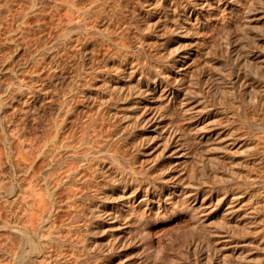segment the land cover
Masks as SVG:
<instances>
[{
	"label": "bare ground",
	"instance_id": "1",
	"mask_svg": "<svg viewBox=\"0 0 264 264\" xmlns=\"http://www.w3.org/2000/svg\"><path fill=\"white\" fill-rule=\"evenodd\" d=\"M52 1L50 2L51 6L53 4ZM82 1H84V0H82ZM131 1L132 0H92V1L88 0V1H84V2H81V1L79 2V0H56V1H53L55 3V5H53L52 7L50 6L49 8L55 7L54 9H57V7H58L60 9H62V8L66 9L65 11L67 12V15L65 14L66 12L65 13L63 11L62 12L67 16L66 17L64 15V18H67V19H65V21L61 20L62 23H60V26L57 23V25L59 26L60 29L59 30L57 28L56 29L58 30V32L59 31L60 32H59V34L56 35V37H54L51 40V42L48 44L49 46L44 47V49H41V47H43V46L39 47L41 50H38L37 48L36 49L32 48V50L33 49H35V50L34 51L30 50L31 53H28V54L30 55L32 62L37 61L36 64H38L40 62L38 60H41V57H43L42 60H44V61L47 60V63H48L47 66L49 65L48 66V67H50L49 70L52 72L51 76L50 77L48 76V77L50 78V83L52 82L54 87L57 86V84H56L57 82L55 80L57 77L59 78V75L61 73H63L66 69L72 70V72H71V70H68L71 72L70 76H72V78L70 77V80H68V83L70 86L71 85L72 86L69 89L67 88V86L65 89L61 88L62 90H65L64 91L65 93L63 94L61 99L57 98V99H59L60 102L57 99L55 100V98H51V97H54L55 94L58 95L59 90L57 92L55 91L56 92L55 93L52 89L51 93H50L49 89H51V88H49V87H48L49 89L47 88L49 91L45 90L46 86L44 85L43 82H42V84L45 87L42 85V88L39 89L40 91H38L37 89L36 90L34 89V88L38 87V86L37 87L34 86V85H36V84H34V82L36 81L35 79L38 78L40 80V78H39L40 76L36 77L35 79L32 78V80H34V82L31 85H33L34 87H30L31 85H29V87H28L27 83H25L24 80L19 78V75H17V72L19 73V71L16 72V70H14V69L9 70L10 68L8 67V65H7L8 68L5 67L6 70H4V71L6 72V74H8L11 77L12 80L6 84L5 80L3 79L5 82L6 88H5V85H3L4 87H2L0 85L2 88H5V91L3 90L2 94L3 95L5 94L6 96H8L12 90H13L12 92L15 91L16 93H15V95L13 93L14 97H13V95H11L12 92L10 93V95L8 97H5L4 99L6 102L3 101L4 99H0V113L1 112L5 113V111H7V109L10 107H11V110H13L15 107H13L12 105H16L15 100H17L18 98L21 99V97H23L24 95H27L28 93H29L28 95H30L32 93L33 89L36 92L38 91V94L40 93L39 96L42 95V92H43V94L45 92L50 93L49 96H51V97H48V98L49 99L51 98L52 100L54 99L53 101H55V103L59 102V104H57L58 107L56 105H52L53 107L56 106L58 108V110H57L56 108L52 107L53 110L54 109L57 110V112L53 111V113L56 114V118L55 119L53 118L55 121H54V124L52 125L49 132H48V129L50 128L51 125L48 126V128H47V132L49 133V135L46 136L47 138H43L41 136L43 139H46L45 142L43 141L42 144L40 143V141H41L40 139H39V141H37L38 140L37 137H36L37 140L35 139L34 142L33 141L30 142V140H28V136L25 135L26 134L25 132L27 130L23 131L25 134H23V132L21 130V129H23V127H22V126H24L23 124H26V123H23L21 128H20L19 123L22 122V121H20L21 117L19 116L20 118L19 117L17 118V119H20V120H18L20 122L17 121L18 122L17 126L20 128V131H21L20 133L23 134V136H22V134L17 132L22 136V137L20 136L21 140H23L22 138H24L23 141H25L26 143L29 141L27 143V146H29V148H30V145H28V144L31 143L33 146V145L37 144V143H35L36 141L39 142L41 145L38 143L37 144L38 146L36 145L37 147L31 146L33 149L35 148L34 150L29 149L28 147H27L28 150L25 148L26 151L30 150L32 152H35V154L33 153L35 156H32V154H31L32 152H30L28 154L25 151V149H23L24 152H21L22 155H23V153H25V155L27 153V155H31L33 158L35 157L33 160V159H31V156L29 157L27 155L26 156L23 155V156H25V158L27 157L25 160H27L28 157L31 160V163L28 162L29 159L26 161V163L28 162V164L23 163L22 159H21V163L23 164L22 167L24 166L22 168L23 175L26 174L28 177L30 175V174L28 175V173L31 171L30 173H32V174L29 176L31 178L28 177L29 180H27L26 175L21 176V177L26 178V179L23 178L22 179L23 181L21 180V178H19L20 180H18V182L19 181L23 182V185H22V183L19 182L20 184L19 183L18 184H19L20 188H18V189L20 191L18 193L17 192L14 193V191H13V194L15 195L17 193V196L15 195L14 196L15 199L13 198V200H11V199L7 200V198H6L5 202H3L6 204V206H5V204H4V206L8 210L7 214H6V212H4L5 211V209L3 208L4 206H1L3 208V209L1 208L3 210V211L2 210L1 211L4 212L7 217H5V216L3 217L2 213L0 215L3 217V218H1V221H0V230H3L5 233H7V235L11 234L13 237L15 236V239H16V237L18 240H19V237L24 238V240L26 239L27 243L30 244L29 253H39L40 254L39 257L41 256L43 259L40 257V260H38L32 254L31 255L33 257L32 259L35 258L36 262L32 261V259L29 260L25 256L27 251H23L22 253H19L20 252V251H18L19 249L18 250L16 249L18 252L16 251L15 253H12L11 250L13 248H12V246H11V248L8 247L11 245V243L8 244L6 242L8 236H6V234L4 233L6 238L2 236L5 239L2 238V241H0V243L3 242V245L1 244V246H0V248L2 247V249H0V251H1L0 255H2L3 258H6V259L8 258V259L4 260L3 258H1L2 262H4V261L6 262L10 258L11 261L9 260L7 262L8 264H10L9 262H11V264H25L27 262L31 263V264H35V263L36 264L37 263L38 264H59L64 259L66 261L67 252L64 253V254H66L64 258H62L63 255H59L58 253L63 254V252L66 250L68 251V254H69V257L67 256L68 258H70V253H72V255L76 256V258L79 257V255H85V258H86V256L88 255L87 256L88 258H86V259L83 256H80L82 258H79V261H81V259H83V258L85 260H87L90 257L93 258V254H94V252H96L94 250L96 248H97V250L101 249L102 252H103V250H105L103 248L106 245L99 248L100 243H102V241L100 240V238H102V237H99V236L104 235V237H105L104 239L107 238V240H108V241L106 240L108 245L109 244L111 245V242L114 243L115 241L119 240V238H121V240H123L126 235L123 233L125 235L123 237V236H121L122 234L121 235L118 234V231H121L119 227L124 228V225L126 227V230L128 232H130V233H128L129 235H131V233L137 229L138 230L137 233H140V235H142V236H140L138 234L139 235V237H138L137 235H135L136 233L134 232V233H132L131 237L133 238V235H135V236H137V239H139V238L145 236L146 240H145V238H143L142 240H145L146 242L148 241V244L150 243L151 249H153V251H154L155 248L153 247L154 246L153 244H155V243L153 240H154V237L156 236V233H154L155 236L153 237L152 233H151L153 230L152 229L150 230V226H151V224H153L154 221H151V219H153V218H150V217H152V216L157 217V214H159V212L166 211V210H168V208H172L177 203L183 202V200L181 201V199H186L187 203L189 201V203L192 204V208H191V206H189V203L187 206L186 201H185L186 205H184L185 206L184 209H186L187 207H190V208L186 209L189 213L190 221H192V224L191 223L190 224L192 226L194 225L193 226L194 228H196L195 226H197L201 223L202 224L205 223L204 226L206 225V222L201 221L203 217H199L200 219H198V216H200L199 208L204 207V201L196 209L193 208L194 203H192V202H195L196 200H198V197L202 193V189L200 187H197V185H195V184H197V182L195 184L193 183V181L186 183L185 178H184V177H186L185 175L187 174L186 171H188V170L190 171V168H188V169H186V168L189 167L187 165L191 159V158H189L191 154L188 151L183 150V147L185 145L184 143H186L184 141H186L187 139L189 140V137L187 139H186V137L191 136V134L189 133L190 135H187V136L184 134L186 137L183 135L182 138L181 137L178 138L180 135H182L181 133H185L187 130H185V132H183L184 131L183 129H182L183 131L179 130L180 132L178 135L177 133H178L179 128H177L175 130V126L177 125L176 123L178 122V120H177L178 118L177 117H176V119L173 118L176 114H178L181 116V117H179V118H181V120L183 117L185 119L184 121L188 122V120H189L188 123H190V122L192 123L193 126H190V127H194V128L193 129L189 128V129L191 131L196 130V132L193 131L194 132L193 135H195V138H197L198 141L195 140V138H194L195 141H192V139H190V140L192 141V143L194 142L193 144H195V146H196L197 142H198V144H199V142L200 143L202 142L201 145L203 143H206L203 146L207 145V143L209 144L210 143L209 140H211V142H212V139H210L213 136V135L211 136V134H212L210 131L211 128H210V126H209V128H207V126L209 124L211 125V123H212L211 122L212 119L210 121H208V120L210 119V116L213 113L211 112L210 109H208V105L207 106L204 105V109H202V110H201V108L198 111L195 109L194 112L195 113L198 112L196 114L193 112V110H191L193 104H194L193 106H195V108H197L196 106H198V105L204 104V103H202V102H204V100L202 101V99H204L205 96H202V94H203L202 91L201 92L200 91H194V89L196 87V84L193 83L195 81V78H192V79H194V81H191L190 78L192 75H190V76L188 75L189 78H186L185 74L187 72L185 74L183 73L184 71H186V69H185L186 65H188V63H190V61L194 63V61H196L198 59L197 56L201 52L203 54V51L199 52V54H197V52H196L197 55L195 57H193L192 56L193 50L190 49V50H188V52L186 51V53L182 54V53H180V51H178L174 47V49L176 51H178L180 54L177 56V58H174L173 61L169 60L170 62H172L169 65L170 62L167 61L166 56L168 58L170 56L169 55L170 53H168L169 52L168 50H170L172 52L173 49L171 50V48H170L167 50V47L164 46V48L161 49L158 47V49H155V51H154V48H155L154 45L157 43L156 42L154 43V41H153L152 43H154V45H151L152 43L150 41L151 40L150 37L154 35L153 33L155 31V28H157L155 25L157 23L159 24L160 22H158V21H160L161 19H163L164 21H166V20L170 21L169 23L171 26L170 25L168 26L170 28V31H173V32L175 31V33L177 32V34H178V31H182V36H181V34H179V36H178L179 38L177 37L180 40L185 38L184 36L186 33H187V35L189 34L188 33L189 26H191V29H192V26H194V25H197V26L203 25V27H204L206 24H208L210 22L209 21V19L211 17L210 13H207V11H205V9H206L205 7L207 4H210L209 3L210 0H144L145 3L143 5H145V7H146L145 10H143L144 12L137 13V11L138 10L140 11L142 8L138 9L136 7L137 11L135 8L134 9L137 13L136 16L138 15V19H140L141 17L146 18L147 22H146V25L144 27H146V26L147 27L146 28L143 27L144 22H142V21L141 22L143 23L142 24L143 28L141 27V25H139L140 22L138 23V21L142 20V18L140 20L134 19L136 21V24H135V22L133 23V19L129 18L130 20H132V23H128L129 27H127L126 22H129L130 20L124 19V20H127V21H125L126 24L123 23L126 27L122 26L124 28L123 29L124 31L121 29L122 30V33H121L120 30L117 29V27H119L118 26L119 23L121 25L122 24L121 22H124V20H122L123 17H121V16H123L124 10L127 8V10L130 12V10L132 9V8L130 9L128 7H129V5L130 6L133 5V1H135V0L132 1V4H129ZM137 1H139V0H137ZM137 1H136V3H138ZM223 1H225V0H216L215 2L212 3V5H216V8H217L221 3H224ZM41 2H42V0H41ZM229 2L230 1H228V3ZM38 3H40V1ZM44 3H46V2H44ZM228 3H227V5H228ZM138 4H140V3H138ZM138 4H134L133 7L135 5L138 6ZM230 4H231V2H230ZM35 5H37V2ZM35 5H34V8H36V11H37L38 9H37V7H35ZM139 6H141V5H139ZM234 6L232 7V9L230 8L232 11L235 10ZM208 7H210V6H208ZM212 7H210V8H212ZM32 9H33V6H32ZM60 9H58V11H60ZM245 9L246 8H244V10ZM251 9H253V8H251ZM33 10L35 12V13L33 12V14H36L38 12V11L36 12L35 9H33ZM41 10H42V8H41ZM208 10H210V9L208 8ZM224 10H225V8H224ZM231 10L229 12H232ZM43 11H41V12H43ZM132 11L133 10H131V12ZM246 11H243V14ZM129 12H128V14H130L132 16L135 13L134 12L132 14ZM124 13L127 14L126 12H124ZM233 13H235V12H233ZM248 14H249V12H248ZM160 15H161V17H159L158 20L155 19V22H154L155 28H154V26L152 27L151 24L153 22L151 23L150 19L153 17L157 18ZM229 15H227V16L229 17ZM233 15H230V16H233ZM22 16L23 15L21 14V18H22ZM24 16H25V14H24ZM124 16L126 17V15H124ZM134 17H135V14H134ZM134 17H132V18H134ZM21 18H18V21L25 22L24 19L21 20ZM64 18H62V19L64 20ZM120 18H121V22H119ZM229 19H231V17ZM163 20H161V21H163ZM168 21H166L165 23H167ZM163 23L164 22H162L161 24L166 26V24L165 23L163 24ZM188 23H190V25ZM230 23H232V22L230 21ZM161 24H160V26H161ZM191 24H193V25H191ZM232 24H234V22ZM232 24H230V25H232ZM134 25H136V26H134ZM235 25L230 26L231 29H233L232 27H235ZM227 28H229V26L226 27V29ZM116 29H117V31H116ZM23 31H25V30L23 29ZM115 31H116V33L120 32L121 34L115 35ZM160 31H161V29H160ZM19 32H20V30H19ZM156 32L157 31H155V34L157 36ZM151 34H153V35H151ZM183 34H184V36H183ZM191 34H192V31H191ZM19 35H22V34H19ZM18 36H16V37L14 36V37L17 38ZM158 36H159V34H158ZM172 36H173V34H172ZM19 37H21V36H19ZM7 38H9V37H7ZM10 39H12V38L10 37ZM17 39H19V38H17ZM20 40H21V38H20ZM167 41L168 40H166V42ZM18 43H20V42H18ZM165 43H163V44L166 45L168 42L166 44ZM179 43H178V46L180 47L179 50H182L181 46L183 48L184 45H181L182 43L181 44H179ZM178 46H176V47H178ZM99 47L102 48L100 50V52L102 51V53H104L103 50L105 51L106 49L109 52H105V55L100 53L101 55L99 56V54H98L99 49H100ZM152 47H154V48H152ZM96 48H98V52H97ZM103 48H106V49H103ZM159 49H161V50H159ZM156 50H157V53H156ZM197 50H199V49L196 48V51ZM23 51H25V50H23ZM176 51H173V52L175 53ZM106 53H108V54H106ZM208 53H209V51L207 52V54ZM204 54H206V53L204 52ZM44 56L47 58L46 60H45ZM101 56H105V57L101 58ZM208 56H209V54H208ZM19 57H21V55ZM99 57L101 59H99ZM203 57H204V55H203ZM13 58H15V57H13ZM19 60H20V58H19ZM200 60H203V59L200 58L199 62H201ZM14 62H12V63H14ZM29 62L31 63L30 60H29ZM167 62H169V63H167ZM199 62H198V64L195 63V65L196 64L198 65V66L196 65L197 67L200 66ZM26 63H28V62H26ZM44 63H46V62H44ZM8 64H10V62ZM41 64H42V62H41ZM11 65L13 67H15L13 64H11ZM191 65H193V64H191ZM32 66H34V65H32ZM37 66H36V68H37ZM196 66L194 68L195 71L196 70L200 71V69H199L200 67L198 69H196L197 68ZM2 67H3V64H2ZM186 68H188V66ZM261 68H262V66H261ZM38 69H40V68H37V70ZM191 69H192V71H189L190 73H188V74H194L193 73L194 69L193 68H191ZM47 70H48V68H47ZM50 71H48V73ZM20 72H22V71H20ZM38 74H40V72ZM64 74H65V76L67 75L66 71L64 72ZM64 74L63 75L61 74V78H63ZM36 75H37V73H36ZM46 75H47V73L45 74V77H46ZM48 75H50V73ZM195 75L193 77H195ZM138 76H139V78H137L136 82L133 83L134 85L132 84L129 86H125V85L129 84V83L127 84L126 82H124L125 79H128V78H130V79L135 78L136 79V77H138ZM43 79L45 80V78H43ZM187 79L190 80V84H192V86H194V89L189 87L191 85H188L189 81ZM238 80H240V79H238ZM255 80H256V78H255ZM6 81H8V80H6ZM53 81H55L56 83L55 82L53 83ZM69 81H71V83ZM48 82H47V84H48ZM128 82H130V80ZM35 83H37V82H35ZM74 84L76 85V88H74L75 87ZM221 84H223V83H221ZM232 84H234V83H232ZM49 85H51V84H49ZM213 85L215 87V84H213ZM219 86H220V84H219ZM234 86H235V84H234ZM1 87H0V89H1ZM214 87H212L210 89L213 90ZM55 89H56V87H55ZM207 89H208V87H207ZM90 90L95 91V93L92 95V97H90L93 99L92 100L93 102L92 103L90 102V104L87 102L88 105L85 106L83 104L85 103L87 94ZM199 90H201V89H199ZM34 91H33V93H34ZM214 91H212V92L216 93L217 89ZM0 92H2V91H0ZM207 92H209V91H207ZM245 92H247V91H245ZM214 93H213V96H214ZM45 94L43 96H44V98H47L48 95L45 97ZM31 95H33L32 96L33 99L30 97L32 101H30V99L26 100L25 97L29 98V96H25L24 97L25 99H22L25 101L22 102L23 104L21 103L23 106L22 107L20 106L21 109H19L16 112L20 111L22 113H25V112H31V109H33L32 111H35L37 109V105H35V104H34L35 106L33 105L34 99L37 100V96L34 97L35 96L34 94H31ZM59 95H62V94L59 93ZM204 95H206V94H204ZM11 96L13 97V99ZM39 96H38V98H39ZM76 96L79 97V100L77 99L78 97L76 98ZM197 96L201 97V98H198L199 100L201 99V101H198V103H197V98H196ZM9 97L15 102L14 103H13V101H12V103L7 102ZM6 98H8V99L6 100ZM213 98H212V100H213ZM40 99H41V97H40ZM40 99H38L39 102H41ZM49 99L48 100L45 99V100H47L46 102L49 103ZM158 99H159V101H157ZM38 100H37V102H38ZM75 100L78 101V102L76 101L77 105L75 102V105L77 107L79 105H82L85 109L82 110L83 116L76 118L77 120H74L75 121L74 125H73V123H71L73 127L71 126L72 129L69 127L70 128V130H69L70 132H69L67 130L69 128L66 129L67 126L66 127L64 126V125H67L66 122L69 123V121H66V122H64L66 124H63V120H64L63 118L64 117L66 118L68 115H69L68 117H70L72 115V113H75L74 110L76 109V107L74 106L75 108H72V106L69 104V101L74 103ZM130 100H131V103L129 102ZM21 101H19V103ZM194 101L198 105H195L196 103H193ZM212 102H214V101H212ZM34 103H36V102H34ZM126 103H130V105L128 104L129 108H127L128 107L127 105H126L127 109L125 108V111L130 109V111L128 110L129 112L128 111L124 112V110H123L124 109L123 105ZM39 104H41V103H39ZM50 105H51V102H50ZM72 105H74V104H72ZM142 105H145V106H142ZM229 105L232 106L231 104H229ZM229 105L227 107H229ZM33 106H34V108L36 107V109L32 108ZM70 106H71V108H70ZM140 107H143L142 113H145L144 112L145 109L151 110V112H149V114L147 115V117H149V119L146 118V120L149 122V124H150V122L151 123H158L155 125L156 128L157 129L158 128L164 129L163 130V136L162 135L160 136V137H163V139L165 138L164 141H166L167 143L164 142V144H167V145L170 144L171 146H172V144H176V145H173L174 148L172 149L171 155H174V156L177 155L178 156V154L179 155L181 154L180 156H178L179 159L177 161L175 159H174L175 161L172 160L174 162H171V160L170 161L166 160V162L164 161V163L161 164L164 159L162 161H160L159 159H162L161 157H164V156H161L162 154H160V156L157 155V158L158 157H160V158L157 160H154L155 163L152 161V163H154V164H152L151 161L150 162L148 161L149 159L152 160V158H149L147 160V162L150 164L149 165L145 164V166H144L145 161H142L143 164L140 163V161L143 160L144 158L140 159V157L144 156V154L146 152L145 151V152H143L144 154L138 155V156H140L139 158L137 157V159H140V161L138 160L139 164H141L143 167L142 166L137 167L138 165H137L136 158L130 157L131 155L136 156V154L134 155V153L137 150V148H135L136 150H134L133 147L135 145L133 144V142L136 144V142H137L136 140L139 138V136L142 135L140 132V128H141L140 126H142L140 124V122H142L143 119L145 121L144 117H143V119H140V121L136 119L137 122L139 121V125H140L139 126L138 124H135L136 123L135 118H132V117H134L133 114L134 113L136 114L137 113L136 110H138ZM38 108H39V105H38ZM180 108H182V110H180ZM216 108H217V106L215 107V109ZM16 109H18V107ZM16 109H14V110H16ZM177 109L180 111H178ZM227 109H229V108H226V110ZM11 110H10V112H12ZM139 110L142 111V108ZM147 110H145L146 113H148ZM219 110H220V108L218 109V111ZM234 110L233 111L230 110V111H232L234 113ZM230 111H228V112H230ZM191 112L194 113V115ZM222 112H223V110H222ZM222 112H220V114ZM14 113H15V111H14ZM22 113H20L21 116H22ZM34 113H36L37 116H39L38 114L40 113V108H39V113L33 112V114ZM28 114H30V113H27V115ZM31 114H32V112H31ZM61 114L62 115L64 114V115L60 117V118H62V124H59L58 123L59 120L57 121V117H59ZM217 114L219 115V113H217ZM230 114H232V113L230 112ZM4 115H3V117L11 116V115H7V116H4ZM23 115H26V114H23ZM232 115H234V114H232ZM34 116L35 115H33V117H31V118H33V120H34V118H36L38 120V117L37 116L34 117ZM120 116H121V118L123 116V118H125L127 120L126 125L120 124V122H122L123 119L121 121L117 120L119 122V125L118 124L115 125L116 123H118V122H116V119H117L116 117L119 118ZM138 116L140 118V116H143V114L142 115L138 114ZM138 116H135V117H138ZM144 116H146V115H144ZM222 116H223V114H222ZM171 117L173 119H175L174 121L177 120L176 123H174L172 120V122L174 124H176L175 126L173 125V123L171 121H169L172 119ZM227 117L229 118V116H227ZM11 118H12V116H11ZM67 118H66V120H68ZM166 118L169 119L168 122L169 123L171 122L172 124L171 123L170 124L173 126H170L169 124H167L168 122L166 123L167 125L164 124V125H166V127H163L164 125L161 126L163 124V122L166 120ZM17 119L15 117V121ZM26 119H25V121H26ZM36 119L34 121H36ZM132 119L135 120V121H133V123L135 125L139 126L138 130L141 134L139 136H138V133H136L138 131V130H136L137 128L134 127L135 128L134 130L136 132L133 129H130L131 125L134 126L132 124ZM186 119H188V120H186ZM238 119L237 120L235 119V120L238 121ZM247 119H248V117H247ZM2 120H4V119H2ZM33 120H32V122H33ZM248 120L254 121L251 118H249ZM9 121L11 122L12 120H9ZM15 121L13 120V125H14ZM179 121H180V119H179ZM10 122H8L9 123L8 125H10ZM51 122H52V118H51ZM51 122H50V124H51ZM148 122H146V123H148ZM142 124H144V122H142ZM45 125L47 126V123H45ZM178 125H177V127H178ZM201 125H203V127H201V128L199 127V129H198V126H201ZM254 125L257 126L256 124H254ZM15 126H16V124H15ZM127 126H129L128 127L129 130H132L131 132L128 130H125ZM183 126H185V125H183ZM258 126H259V124H258ZM24 127L26 129V125ZM261 127H262V125H261ZM19 128H17L16 130H18ZM260 128H259V130H260ZM262 128H264V127H262ZM14 129H15V127H14ZM43 129H44V127H43ZM45 129H46V127H45ZM45 129H44V131H46ZM63 129L68 131L67 133L65 131V133H66V134H64L65 137L62 135ZM153 129H155V127ZM180 129H181V125H180ZM225 129H224V131H225ZM145 130H147V129H145ZM126 131H128L129 133ZM191 131H189V132H191ZM222 131H223V129H222ZM222 131L221 130H220V132L217 131L216 137H217V135L222 134ZM47 132H45V133H47ZM124 132L126 134H128V135H126L125 140H124L125 137L123 136ZM226 132H225V134H226ZM230 132L233 133L234 130H230ZM260 132H261V135L264 134V133H262L263 129ZM61 135L63 136V138L61 137ZM176 135H178V137ZM226 135L222 136L223 138L221 139V141H223L226 138ZM17 136H18V134H17ZM127 136H129V137L127 138ZM18 137L16 138L17 142H18V140H20ZM26 137H27V141L25 140ZM143 137H145V136H143ZM160 137L158 136V138H160ZM184 137L186 140H184ZM33 138L31 140H33ZM141 138H142V136H141ZM166 138L169 139V141H170L169 143H168V140ZM139 139H138V142H139ZM180 139L184 140L183 141L184 143H182V142L179 143ZM21 140H20V142H18V144H17V142L13 143V146H15V147H17V145L22 146L23 145L22 143H24L26 145V143L21 141ZM153 140L155 141V139H153ZM123 141H125V143ZM251 141H253V139ZM129 142L134 145L133 147H131L133 149V150L131 149L132 152L128 151V147H130ZM149 142L150 141L148 139V144H149ZM151 142H153V141L151 140ZM145 143L146 142H144V144ZM160 143H161V141H160ZM160 143H158L159 146L162 145V143L161 144ZM188 143H189V141H188ZM232 143H234V142H232ZM253 143H255V142L253 141L252 144ZM164 144L162 147L165 146ZM191 144L188 147H190V149H193L194 146H193V144L192 145ZM138 145H139V143L136 144V147ZM187 145L188 144H186V146ZM229 145H230V143H229ZM186 146L184 148H188ZM231 146H232V144L230 145V147ZM24 147L23 146L20 147L21 151H22V148H24ZM149 147H151V146H149ZM198 147H200V146H198ZM198 147H196V148H198ZM209 147H210V145H209ZM140 148H141V144H140ZM145 148H143V149H145ZM168 148H170V146ZM16 150H17L16 152H18L19 148ZM138 150L139 151L138 152L136 151V152L138 154H140L141 150L140 149H138ZM160 150L162 151L163 149H160ZM164 150L167 151L166 146L164 147ZM164 150H163V154L165 152ZM168 150H170V149H168ZM133 151H134V153H133ZM261 151H263V150H261ZM187 152L190 154L189 156L187 155L188 154ZM21 153H20V155H21ZM195 153H196V151H195ZM197 153H199V152H197ZM258 154H259V152H258ZM171 155H168V156L170 157ZM245 156H243V157H245ZM257 156H259V155H257ZM18 157H19V155H18ZM165 157H166V155H165ZM4 158H6V157H4ZM19 158H17V160H19ZM133 158H135V159H133ZM245 158H247V157H245ZM14 160H15V158H14ZM40 160H42V161H40ZM245 160L247 161V159H245ZM157 161H158V163L156 164ZM38 162H40V163L38 164ZM41 162H42V164L44 163V166L42 167L41 170H39V169L36 170L37 169L36 167L40 168V166H42V165H40ZM14 163H16V162H14ZM21 163L19 160V163H17V164L21 165ZM251 163H250V165H251ZM24 164H26V165H24ZM151 164H152V166L148 168V166H150ZM206 164H208V163H205L204 165L206 166ZM245 164H246L245 166H247V168H248V162H245ZM20 165H19V167H21ZM146 165H147V167H146ZM168 166H170L169 169H166V168H168ZM171 166H174V168H171ZM15 167H14V170H15ZM191 167H193V166H191ZM170 168H171V171H175L173 173H175L176 175L168 177L169 175L167 172H168V170L170 171ZM183 169L184 170L186 169V171H185L186 174L183 173L184 172ZM204 169H206V168H204ZM240 169H242V168H240ZM1 170L3 171V168ZM5 172H6V170H5ZM18 172L20 173V170ZM248 172H250V171H248ZM256 172H257V174L245 175L243 177V179L241 178V180H237L235 178L236 172L230 170V172H228V174H227L228 179H227L226 184L228 183L227 184V185H229L228 188L232 187V189H231V191L229 190L230 192H228V191L225 192V194H224L225 201L224 202H225V206L229 205V207L226 209V214L230 217H233L235 219V222L239 221L238 220V219H240L239 217H241V219L243 217V220H244V217L250 219V223H245L243 221L245 224L242 223L240 225L241 222L238 223V225H237V223L236 224L234 223L233 226L231 224L230 225L231 228L229 227L231 230L235 226L236 227L240 226L241 228L251 226V228L253 230L250 228L249 233H254L257 235H259V234L264 235V185H263L264 184V170L263 171L260 170V172L259 171H256ZM194 173H195V171H194ZM191 177H192V175H191ZM191 177H189V178H191ZM9 180H11V179H9ZM190 180H193V179H190ZM26 181H29V182L26 183ZM6 183L4 184V186L8 185V183L7 184ZM10 184L11 183H9V186H10ZM204 186H206V184ZM223 188H225V187H223ZM3 189L5 190V188H3ZM115 189L121 190V191L118 190V194L120 192V195H118L119 198L118 197L116 199L114 198L115 201H118L117 199H120V200L115 203L114 199H113L112 202H114L115 204H112V203L110 204L109 202L112 200V197H113V195L111 193ZM8 190H11V189L8 188ZM8 190L6 189V191H8ZM16 191H18V190L16 189ZM115 193H113V194H115ZM247 196H249L250 200H252V205L249 207L246 206L244 203V200ZM3 197H1V198H3ZM175 207L178 208L177 210H180L181 209L180 207H182V206H181V204L180 205L177 204V206H175ZM133 209H138L139 214L141 211H143V213L141 212L142 217L140 216L138 218L139 215L137 216L134 213V211H132ZM196 210H198L199 214H198V212L196 213ZM182 211H183V207H182ZM185 211H183V214ZM127 212L130 213L129 214L130 216L128 217L129 219H126L127 220L126 222L122 220L124 223L119 224L118 221L120 219H122L123 215H125V213H127ZM167 212H169V210ZM172 212H176L178 214L179 211L174 210ZM172 212L170 211L171 214H172ZM180 213H181V211L179 212V215H180ZM8 214H10V215L8 216ZM161 214H163V212ZM226 214L224 213L225 218H226ZM165 215H167V214H165ZM184 215H186V214H184ZM230 217H227V218L231 219ZM125 218H127V217H125ZM165 218H167V217L165 216ZM183 219H184V217H183ZM153 220H155V219H153ZM156 220H157V218H156ZM186 220H187V224H188V219L186 218ZM203 220H205V218H203ZM233 220H232V223H233ZM122 221H121V223H122ZM150 221H151V224H150ZM195 221H196V223H195ZM155 223H156V221H155ZM202 224H201V226L200 225L199 226L203 227ZM207 224H209V223H207ZM199 226H197V228L199 230L201 229L202 232L207 229L204 227L202 229ZM209 226H210V224H209ZM194 228H192V229L197 230V228L196 229H194ZM231 230H230V232H232L231 233L232 236H234V235L237 236L238 233L234 234L236 231L235 228L233 229L234 231L233 230L231 231ZM206 231L208 232L206 234L204 231L206 237H207V235H210L209 233L214 234V232H212V230H211V232H209L210 230H208V229ZM194 232H196V231H194ZM0 234H1V232H0ZM222 234L218 233L217 236H221ZM231 234H229V237L226 236L225 234L222 237L226 236L228 238H230V237L232 238ZM129 235H127V236H129ZM127 236H126V239H127ZM135 236H134V239H135ZM203 236H204V234H203ZM210 236H212V235H210ZM250 236H251V234H250ZM152 237H153V239H152ZM9 238H10V240L13 239V238L11 239L10 236H9ZM231 238L228 240L233 242L232 241L233 238H232V240H231ZM247 238H248V236H247ZM137 239H135L133 241L135 242ZM244 239H246V237ZM0 240H1V237H0ZM99 240H100V242H99ZM139 240L141 241V239H139ZM139 240L137 241L138 242L137 245H140ZM228 240L224 241L225 244H223L224 245L223 248H228L230 246L228 249H231V248L235 249V246H238L240 248L243 246L245 248H250L248 250H245V252L251 251V250H252V252H254L253 251L254 249H251V246H250L251 244L248 241L244 240V242H242L243 244H241L239 242V245L237 243L234 245V243H235L234 242L233 243L234 247H231L232 243L229 242ZM130 241H131V239H130ZM145 241H141V242H144V244H146ZM8 242H11V241H9V239H8ZM103 242L106 244V242L104 240H103ZM117 243L119 244L120 241H117ZM131 243H130V246H131ZM229 243H231V244H229ZM135 244L133 243L132 247H133V245L135 247ZM240 244L242 246H240ZM14 245H15V241H14ZM110 245H109V247H110ZM115 245H116V242H115ZM120 245L121 244H119L117 246L120 247ZM159 245H160V241H159ZM263 245H264V242H263ZM263 245L261 243L260 248H261V246L263 247ZM16 246H17V244H16ZM150 246H148V247L150 248ZM65 247L66 248L68 247L69 250H68V248L66 249ZM129 247H128V249H129ZM134 247H133V250L135 249ZM139 247L140 246H138V248ZM155 247H156V245H155ZM64 248L66 250H64ZM117 248H116V250H114L115 248L113 250L117 251ZM237 248H236V250H237ZM123 249H126V247ZM130 249L132 250V248H130ZM143 249L145 250V248H143V246H142V251H144ZM157 249L158 248H156V251H157ZM159 249H160V247H159ZM26 250H28V249H26ZM62 250H64V251H62ZM101 250H99V251H101ZM137 250H139V249H137ZM168 250L172 251V249H170V248ZM193 250H194V248H193ZM256 250L258 251V249H256ZM69 251H70V253H69ZM106 251H108V250H106ZM110 251H112V249ZM230 251H232V250H230ZM239 251H241V249ZM257 251H255V252L258 253ZM24 252H26V253L24 254ZM166 252H168L167 248H166ZM173 252H175V248H174ZM241 252H244V251L242 250ZM29 253H27L28 255L27 254L26 255L30 256ZM111 253H108L111 255V257L113 255H115V254L112 255ZM116 253H118V251ZM135 253H136V251L131 252V255H133V257L131 256V258L128 256L130 259H127V261L129 260V263H127V264H137V263L139 264L142 262L148 263L147 262L148 259L146 261L143 260L144 258H146L145 255H144V258L143 257L141 258V260H142V261L140 260L141 262H137L136 260H138V259L136 257L139 258V256L142 254L135 256V255H137ZM138 253H141V250H140V252L138 251ZM146 253L147 252H145V254ZM149 253H151V254H149ZM149 253H147V254H149V257H150V255L152 256V253H154V252H149ZM234 253H235V250H234ZM234 253H231V254H234ZM90 254H91V256H90ZM96 254H99V253L96 252ZM147 254H146V256H147ZM170 254H173V253H170ZM176 254H174V255H176ZM243 254L244 253H242V258L246 259L245 257H243ZM72 255H71V258H73ZM95 255H94V260L93 259H90V260H92L94 262L99 261V263L103 264V261L102 262L100 261L103 258L100 260H98L96 258V261H95ZM107 255H105V256H107ZM35 256H36V254H35ZM96 256H98V255H96ZM101 257H102V255L99 256L98 258H101ZM165 257L167 258L168 254H167V256L165 255ZM173 257L174 256H172V258ZM68 258H67V260H69ZM114 258H116V257L114 256ZM169 258H171V257H169ZM169 258H167V259H169ZM237 258L239 259V261H235L236 263L238 262V264H242L243 262H245V260L243 262L240 260V259H242L240 257V255H238ZM84 259H83V261H84ZM104 259H106V258L104 257ZM149 259H151V261H153V260H155V256L153 259H152V257H150ZM156 259H157V257H156ZM174 259H175V257L173 258V260ZM27 260H29V261H27ZM76 260L75 261L73 260L74 263L76 262ZM90 260H89V262H90ZM164 260L165 259L163 258V261H160V262L161 263L163 262V264L166 263L167 261L165 262ZM177 260H179V259L177 258ZM169 261H170V259L168 260V262ZM5 262L2 264H7ZM66 262H69V261H66ZM105 262H106V260H105ZM118 262H120V261H118ZM156 262L157 261L151 262V263L154 264ZM175 262H178V261H175ZM227 262L229 263V261H227ZM161 263H159V264H161ZM182 263H184V262L182 261ZM75 264H77V262ZM78 264H81V263L79 262ZM218 264H223V263L218 262ZM225 264H227V263H225Z\"/></svg>",
	"mask_w": 264,
	"mask_h": 264
},
{
	"label": "rangeland",
	"instance_id": "2",
	"mask_svg": "<svg viewBox=\"0 0 264 264\" xmlns=\"http://www.w3.org/2000/svg\"><path fill=\"white\" fill-rule=\"evenodd\" d=\"M40 1V3H38ZM52 1V0H51ZM50 0H42V2H41V0H0V82L2 83H0V85L2 86V87H4L3 85H5V82H6V84L7 83H9L12 79H11V77L8 75V74H6V72L4 71V70H6V68H10L9 70H11V69H14V70H16V72L17 71H19V73L17 72V75H19V78H21L22 80H24V82L25 83H27V85H28V87H29V85H31V84H33V82H34V80H32V78L33 79H35L36 77H39L40 78V80L38 79V78H36L35 80V82H37V83H35L34 82V84H36V85H34V86H38L37 88H34L35 90L37 89L38 91H40L39 89L40 88H42V82L44 83V85L46 86H44L46 89L45 90H47V91H49L50 93H51V90L53 89V91L55 92H57L58 90V95H59V93L60 94H62V95H56L55 93V95H54V97H51V96H49L50 95V93H46L45 91V97L47 96V98H44V94H43V92H42V95L41 96H39L40 95V93L38 94V91L36 92V91H34V89L32 90V93L31 94H34L35 96L34 97H36L37 96V100L38 99H40V97H41V99H40V101L41 102H39V100H38V102H37V100L36 99H34V102H36V103H34L33 102V105L35 104V105H37V109H36V107L34 108V106L32 107V108H34V109H36L35 111H32L33 109H31V112H32V114H31V112H25V113H22V112H20V113H22V116H21V114L19 113V112H16V111H18L19 109H21V107L23 106L22 104V102H24L25 100H22V99H25L26 98V100H29L30 99V101H32L31 100V98H32V96L33 95H24L23 97H21V99L20 98H18L17 100H15V101H13L12 99H13V97H14V95H15V91L14 92H10L11 93V95H13V93H14V95H13V97H12V99L9 97V99L8 98H6V100H7V102H11L12 103V101H13V103L15 102V104L16 105H12L13 107H15L14 109H16L17 107H18V109H16V110H14L13 108V110H11V107L10 108H8L7 109V111H5V113L4 112H1L0 113V148L2 149H0V187L2 186H4V184L7 182L8 183V185L7 186H4L3 188H5V190L1 187L0 188V215H1V213H2V215H3V217L5 216V217H7L6 215H5V213L4 212H6V214H7V212H8V210L5 208V206H6V204L5 203H3V202H5V199L7 198V200L9 199H11V200H13V198L15 199V195L17 196V193L20 191L18 188H20L19 187V184L20 183H22V185H23V182H18V180H20L19 178H21V180L24 178V177H21V176H25L26 174H24L23 175V173H22V168L24 167H22V163H21V159H22V162L23 163H26V161L29 159V157L31 156V155H27V153L29 154L30 152H32V151H26V149L28 150V148H29V146H27V143L29 142H25V141H23L24 140V138H22L23 140H21V137L23 136V134H25V135H27L28 136V140H30V142H34V140L36 139V137L38 138V140L37 141H39V139L42 141H40V143L42 144L43 143V141L45 142V140L46 139H43V138H47L46 136L47 135H49V131H50V129H51V127H52V125L54 124V119L56 118V114L55 113H53V111H56L57 112V110H58V105L57 104H59V99H57V98H62V96H63V94L65 93L64 91L65 90H62V89H65L66 88V86H67V88L69 89L71 86L69 85V83H68V80H70V77L72 78V76H70V74H71V72H72V70L71 69H66L65 71H66V76H65V74H64V72L63 73H61L62 75L64 74V76H63V78H61V74L59 75V78L57 77L56 78V82L55 81H53V83L55 82L56 84H57V86H55L56 87V89H55V87L53 86V84H52V82L50 83V76H51V74H52V72L49 70L50 69V67H48L47 66V58L44 56V58H45V60L46 61H44V60H42L43 59V57H41V60H38V61H40L38 64H36L37 63V61H34V62H32V60H31V58H30V55L28 54V53H31V51H34L36 48L38 49V50H41V49H44V47H47V46H49L48 44L51 42V40L54 38V37H56V35L57 34H59V32H58V30L60 29L59 28V26H60V23H62L61 22V20L62 21H65V19H67V18H64V15L66 14L67 15V12L65 11L66 9H64V8H62V9H60V8H58L57 7V9H54L55 7H53V8H49L50 6H51V2ZM53 1H56V0H53ZM52 1V6L53 5H55V3ZM84 2V1H88V0H84V1H82V0H79V2ZM92 1V0H91ZM133 1V0H132ZM132 1L129 3V4H132ZM136 1L137 0H135V1H133V5L134 4H138V3H140V4H138V6L139 5H141V6H137V5H135L134 7H133V5H129V7L128 8H132L131 10H133L132 12H131V10H130V12L127 10V8L124 10V12H126L127 14H125L124 12H123V16H121V17H123L122 18V20H124V19H133V23L135 22V24H136V19H138V15L136 16V14L137 13H140V12H144L143 10H145V5H143L144 3H145V1L144 0H139V1H137L138 3H136ZM141 1V2H140ZM211 1V0H210ZM209 1V3L210 4H207L206 5V9H205V11H207V13H210V19H209V25L208 24H206L204 27H203V25L201 26V25H194V26H192V29H191V26H189V28H188V35H187V33L185 34V36H184V34H183V36L185 37V38H183V39H178L179 37V34H181V36H182V31H178V34H177V32L175 33V31L173 32V31H170V28L168 27L169 25H170V21H168V20H166V21H168L167 23H165L166 21H164L163 19H161V20H163V21H158V22H160L159 24L157 23H155L156 25V27L158 28H155V26H154V22H155V19L156 20H158L159 19V17H161V15L160 16H158L157 18L156 17H153V18H151L150 19V22L152 23L151 25H152V27L154 26V28H155V31H157L156 33H157V36H156V34H155V31H154V35L156 36H154L153 34H151V35H153V36H151L150 38H151V43L154 41V43L156 42L157 44H155L154 45V43H152L151 45H154V47H152V48H154V51H155V49H158V47L159 48H164V46H166L167 47V50L168 49H170L171 48V50H172V52L170 51V50H168L169 52L168 53H170L169 55L172 57H170L169 55V57L167 58V56H166V59H167V61H173V59L174 58H177V56L180 54V53H186V51L188 52V50H193V57H195L197 54H199V52H201V51H203V54H202V52L198 55L201 59H203V60H200L201 62H199V57L197 56V60L196 61H194V63L193 62H191L190 61V63H188V65H186V67L188 66V68H186L185 67V69H186V71H184L183 73L185 74L186 72V74H185V77L186 78H189V76L190 75H192L191 76V78H190V80L191 81H194V79H192V78H195V81L193 82L194 84H196V87H195V89H194V86H192V84H190V80H188L189 82H188V85H191V86H189L190 88H193L194 89V91H202L203 92V94H202V96H205V98L204 99H202V101L204 100V102H202V103H204V104H202V105H198L197 103H198V101H201V99L199 100L198 98H201L200 96H197L196 98H197V103L194 101L193 103H196L195 105H198V106H196L197 108H195V106H193L192 105V109L191 110H193V112L195 111V109L198 111V110H200V108H201V110L202 109H204V105L205 106H207L208 105V109H210L211 110V112L213 113L211 116H210V119L208 120V121H210L211 119V125L209 124H207L208 126H207V128H209V126H210V128H211V136H212V138H210V139H212V142H211V140H209L210 141V143L208 144L207 143V145H205V146H203L204 144H206V143H203L202 145H201V143L199 142V144H198V142L196 143V146H195V144H193L192 143V141H195V140H197V138H195V135H193V133L194 132H196V130H193V131H191L190 129H193L194 127H190V126H193L192 125V123L190 122V123H188L189 122V120L188 119H186V120H188V122H186V121H184L185 119L182 117V120H181V118H179V117H181L180 115H178V114H176L173 118H175L176 119V117L178 118L177 120H178V122H177V120L176 121H174L175 119H173L172 117V119L171 120H169L168 118H166V122L164 121L163 122V124L161 125V126H163L164 124H166L167 122H168V120L169 121H171L172 122V120H173V122L174 123H176L177 125H178V127H177V125L176 124H174L173 122V125L175 126V130L177 129V128H179L178 129V135H179V132L180 131H183V132H185V130H187L185 133H181L182 135H180L179 137H178V135H176L178 138H182V136L185 134L186 136L187 135H190L191 134V136L193 137H191V136H185L186 137V139L189 137V143L191 142L192 144H193V149H190V147H188V146H190V144L188 143V141L185 139V137H184V140H186V141H184V140H182V139H180V141H179V143H184V142H186V143H184L185 145H184V147L186 146V144H188L186 147H188V148H184L183 147V150H186V151H188L187 153V155L189 156L190 155V157L189 158H191L190 159V161H189V163H188V165L187 166H189V167H185L186 169H188V168H190V171L188 170V171H186V169L184 170V172L183 173H185L186 174V172H187V174L185 175L186 177H184L185 178V182L187 183H189V182H192L193 181V183L195 184L196 182H197V184H195V185H197V187H200L201 189H202V193H201V195L198 197V200H196L195 202H192V203H194L193 205V208L194 209H196L198 206H200L202 203H203V201H204V207H202V208H199V212H200V216H198V219H200L199 217H203V218H205V220H203V218H202V222H206V227L204 226V224L205 223H201L202 225H203V227L204 228H207L208 230H210L209 232H211V230H212V232H214V234H212V233H209L210 235H212V236H210V235H207V237L205 236V233L207 234L208 232L206 231V230H204L205 231V233H204V231L202 232V230L200 229H198L197 228V226H201V224H199V225H197V226H195L196 228H197V230H193L192 228H194L191 224H192V221H190V216H189V213H188V211L186 210V209H188V208H190V207H187L186 209H184L185 208V206L184 205H186L185 204V201H186V199H181V201L183 200V202H181V203H177L178 205H180L181 204V206L183 207V211H185L184 212V214H186V215H184L183 214V211H182V207H180L179 209L180 210H177L178 208L177 207H175V206H177V204L175 205V206H173L172 208H168V210H169V212H167L168 210H166V211H162L163 212V214H161L162 212H159V214H157V217H155V216H152V217H150V218H153V219H155V220H153V219H151V221H154L153 222V224H151V221H150V224H151V226H150V230L152 229L153 231L151 232L152 233V236L154 237L155 236V234L154 233H156V236L154 237V243L155 244H153L154 246V251H153V249H151V246H150V243L148 244V241L146 242L145 240H146V238H145V236H143V237H141V238H139V239H141V241H145V243L146 244H144V242H141L139 239H137V236L139 237V235H140V233H137L138 232V230L136 229H134L135 231V235H137V236H135V235H133V238L131 237V235H132V233H134V232H132L131 233V235H129L128 233H130V232H128L127 230H126V227H125V225H124V228L123 227H119L120 228V230L121 231H118V234H122L121 236H127V235H129V236H127V239H126V236L124 237V239L123 240H121V238H119V240H117V241H120V243L119 244H121L120 245V247H118L117 245H119L118 243H117V241H115L116 242V245H115V242L113 243V242H111V245H110V247H109V245L107 244V238L106 239H104L105 237H104V235L103 236H99V237H102V238H100V240L102 241V243H100V247L99 248H101L102 246H105L103 249H105V250H103V252H102V250L101 249H98L97 250V248L94 250V251H96V252H98L99 254H96V252H94V254H93V258L92 257H90L89 259H87V260H85L86 258H88L87 256H86V258H85V255H79V257H77L76 258V256H74V255H72V253H70V251H69V253H70V258H68L69 257V254H68V251L64 248V250H66V251H64V250H62V251H64L63 252V254L61 253H58L59 255H63V257L62 258H64L65 257V255L66 254H64V253H66L67 252V255H66V261H69V262H66L65 261V259L63 260V261H61V263L63 262L64 264L66 263V264H75L76 262H77V264L80 262L81 264H91L92 262V264H101V263H99V261L98 260H100V259H102V260H100L101 262L103 261V264H106L110 259L112 260H110L107 264H127V263H129V260L127 261V259H130L131 258V256L133 257V255H131V252H135L136 251V253L135 254H137V255H135V256H138V255H140V254H142V255H140L139 256V258L138 257H136L138 260H136L137 262H141L142 260H141V258L143 257L144 258V255H145V257L146 258H144L143 260L144 261H146L147 259V262L149 263V264H152L151 262H155V261H157L156 263H154V264H159V263H161L160 261H163V258L165 259L164 261L166 262V263H164V264H218V262L219 263H223V264H225V263H227V264H238V262L236 263L235 261H239V259L237 258L238 257V255H240V257L242 258V253H244L243 254V257H245L246 259H244V258H242V259H240L242 262L245 260V262H243L242 264H264V245H263V242H264V235H262V234H259V235H257V234H254V233H249V230H250V228H251V226H248V227H243V228H241L240 226L239 227H233L232 228V230L235 228V230L237 231H235V233L234 234H237V236H235L234 234V236H232V232H230V228H231V224H232V226H233V224L235 223H237V225H238V223H240V225L242 224V223H250V219H248V218H245L244 217V220H243V217H242V219H241V217H239L240 219H238L239 221L238 222H235V219L233 218V217H230V216H228L227 214H226V209L229 207V205L228 206H225V197H224V194H225V192H230L231 191V189H232V187H229L228 188V186L229 185H227L226 184V182H227V179H228V172H230V170L231 171H234V172H236V175H235V178L237 179V180H241V178L243 179V177L245 176V175H254V174H257V172L256 171H259L260 172V170L261 171H263L264 170V134H262L261 135V132L260 131H262V129H263V132L262 133H264V128H262V127H264V0H225V1H223L224 3H221L217 8H216V5H212V3L213 2H215L216 0H212L211 2ZM228 1H230L231 2V4H230V2L228 3ZM36 2H37V5H35L36 4ZM44 2H46V3H44ZM228 3V5H227V3ZM234 4H233V3ZM30 3V4H29ZM32 3V4H31ZM42 3V4H41ZM44 3V4H43ZM50 3V4H49ZM142 3V4H141ZM39 4V5H38ZM49 4V5H48ZM34 5H35V7H37V11H36V8H34ZM44 5V6H43ZM46 5V6H45ZM48 5V6H47ZM214 7H212V6ZM227 5V6H226ZM235 5V6H234ZM9 6V7H8ZM32 6H33V9H35V11L37 12L36 14H33V12H34V10L32 9ZM39 6V7H38ZM51 6V7H52ZM143 6V7H142ZM208 6H210V7H212V8H210V7H208ZM226 6V7H225ZM234 6V9L235 10H231L232 9V7ZM250 6V7H249ZM252 6V7H251ZM30 7V8H29ZM47 7V8H46ZM138 9H141L140 11L138 10L137 11V8ZM210 9V10H208V8ZM249 7V8H248ZM41 8H42V10H41ZM136 9V11H137V13H136V11H135V9ZM224 8H225V10H224ZM228 8V9H227ZM231 8V9H230ZM237 8V9H236ZM241 8V9H240ZM244 8H246L245 10H244ZM251 8H253V9H251ZM46 9V10H45ZM54 9V10H53ZM58 9H60V11H58ZM214 9V10H213ZM227 9V10H226ZM250 9V10H249ZM44 10V11H43ZM56 10V11H55ZM232 11V12H229V11ZM242 10V11H241ZM247 10V11H246ZM252 10V11H251ZM41 11H43V12H41ZM65 13H63V12ZM243 11H246L244 14H243ZM23 12V13H22ZM41 12V13H40ZM128 12L129 13H134L135 14V17H134V14H133V16L132 15H130V14H128ZM229 12V13H228ZM233 12H235V13H233ZM248 12H249V14H248ZM35 13V12H34ZM234 15H233V14ZM21 14L24 16V14H25V16L27 17H23L22 16V18H21ZM30 14V15H29ZM33 16H32V15ZM38 14V15H37ZM233 15V16H230V15ZM248 14V15H247ZM65 15V16H66ZM124 15H126V17L124 16ZM227 15H229V17L227 16ZM19 16V17H18ZM37 16V17H36ZM67 17V16H66ZM132 17H134V18H132ZM231 17V19H229ZM18 18H21V20L22 19H24V21L25 22H23V21H18ZM62 18H64V20L62 19ZM142 18V17H141ZM140 18V19H141ZM228 18V19H227ZM17 19V20H16ZM129 19V20H130ZM135 19V20H134ZM140 19H138V20H140ZM224 19V20H223ZM227 21H226V20ZM20 20V19H19ZM127 20H124V22H121V18H120V21L119 22H121L122 24L124 23V24H126L127 23V27H129L128 26V23H132V20H130L129 22H126L125 23V21H127ZM146 20V18H142V20H140V21H138V23H139V25H141V27H142V22H144V24H143V27L146 25V22H147V20ZM234 20V21H233ZM16 21V22H15ZM18 21V22H17ZM60 21V22H59ZM142 21V22H141ZM229 21V22H228ZM230 21L233 23L234 22V24H232V23H230ZM157 22V21H156ZM162 22H164L165 24H166V26H164V25H162L161 23ZM227 24H225V23ZM236 22V23H235ZM57 23L59 24V26L57 25ZM163 23V24H164ZM169 23V24H168ZM229 23V24H228ZM120 25V23H119V27L121 26H125L124 24L123 25ZM160 24H161V26H160ZM189 25H190V23H188ZM225 24V25H224ZM230 24H232V25H230ZM236 24V25H235ZM246 24V25H245ZM160 27H158V26ZM191 25H193V24H191ZM208 25V26H207ZM233 25H235V27H232L233 29H231V27L230 26H233ZM240 25V26H239ZM22 26V27H21ZM53 26V27H52ZM58 26V27H57ZM131 26V25H130ZM134 26H136V25H134ZM133 26V27H134ZM171 26V25H170ZM197 28H196V27ZM207 26V27H206ZM228 27L229 26V28H227L226 29V27ZM245 26V27H244ZM251 26V27H250ZM25 27V28H24ZM28 27V28H27ZM40 27V28H39ZM50 27V28H49ZM119 27H117V29H119L120 30V32L122 33V30L124 29L123 27L121 28H119ZM126 27V26H125ZM142 27V28H143ZM147 27V26H146ZM146 27H144V28H146ZM194 27V28H193ZM201 27V28H200ZM206 27V28H205ZM27 28V29H26ZM52 28V29H51ZM58 30H57V29ZM204 28V29H203ZM238 28V29H237ZM22 29V30H21ZM23 29L25 30V31H23ZM117 29H116V31H117ZM122 29V30H121ZM157 29V30H156ZM160 29H161V31H160ZM164 29V30H163ZM191 29V30H190ZM197 29V30H196ZM203 29V30H202ZM240 29V30H239ZM19 30H20V32H19ZM31 32H30V31ZM50 30V31H49ZM56 30V31H55ZM118 30V31H119ZM228 30V31H227ZM10 31V32H9ZM116 31H115V35H118V34H121L120 32L118 33H116ZM124 31V30H123ZM153 31V30H152ZM159 31V32H158ZM191 31H192V34H191ZM165 32V33H164ZM173 32V33H172ZM53 35H52V34ZM177 35H175V34ZM19 34H22V35H19ZM55 34V35H54ZM158 34H159V36H158ZM172 34H173V36H172ZM7 35V36H6ZM11 35V36H10ZM21 36V37H19V36ZM25 35V36H24ZM187 35V36H186ZM16 36H18L17 38H19V39H17V38H15ZM171 36V37H170ZM7 37H9V38H7ZM10 37L13 39H10ZM171 39H170V38ZM173 37V38H172ZM178 37V38H177ZM20 38H21V40H20ZM10 39V40H9ZM17 39V40H16ZM25 39V40H24ZM174 41H173V40ZM156 40V41H155ZM166 40H168L167 42H166ZM180 40V41H179ZM14 41V42H13ZM16 41V42H15ZM18 42H20V43H18ZM167 44H166V43ZM171 42V43H170ZM180 42V43H179ZM184 42V43H183ZM163 43H165L166 45H164ZM170 43V44H169ZM178 43L179 44H181V45H184L183 46V48H182V46H181V49L184 51H182V50H179V46H178ZM37 44V45H36ZM43 44V45H42ZM169 44V45H168ZM16 45V46H15ZM157 45V46H156ZM163 45V46H162ZM23 46V47H22ZM41 46H43V47H41ZM162 46V47H161ZM176 46H178V47H176ZM39 47H41V49L39 48ZM169 47V48H168ZM174 47H175V49H177L178 51H180V53L178 52V51H176L175 49H174ZM27 48V49H26ZM32 48H35V49H33L32 50ZM100 49H99V52H98V48H96L97 49V52H98V54H99V56L101 55L100 53H102V51L100 52V50L102 49L101 47H99ZM196 48L197 49H199V50H197L196 51ZM203 48V49H202ZM17 49V50H16ZM103 49H106V48H103ZM161 49H159V50H161ZM195 49V50H194ZM202 49V50H201ZM23 50H25V51H23ZM31 50V51H30ZM158 50V51H159ZM207 50V51H206ZM23 51V52H22ZM37 51V50H36ZM173 51H176L175 53L173 52ZM209 51V56H208V54H207V52ZM103 52L104 53H102V54H104L105 55V52H109V51H107V49L104 51L103 50ZM196 52H197V54H196ZM204 52L206 53V54H204ZM20 53V54H19ZM28 55H27V54ZM156 53H157V50H156ZM174 55H173V54ZM106 54H108V53H106ZM172 54V55H171ZM195 54V55H194ZM15 55V56H14ZM21 55V57H19ZM203 55H204V57H203ZM13 57H15V58H13ZM104 58L105 56H101V58ZM203 57V58H202ZM19 58H20V60H19ZM28 58V59H27ZM100 57H99V59H101ZM19 60V61H18ZM29 60L31 61V63L29 62ZM15 61V62H14ZM169 61V62H170ZM200 63L199 65V67H197L198 65V62ZM10 62V64H8ZM12 62H14V63H12ZM21 62V63H20ZM24 62V63H23ZM26 62H28V63H26ZM41 62H42V64H41ZM44 62H46V63H44ZM169 62H167V63H169ZM7 63V64H6ZM20 63V64H19ZM23 63V64H22ZM35 63V64H34ZM172 62H170L169 63V65L171 64ZM195 63H197L196 65H195ZM202 63V64H201ZM248 63V64H247ZM2 64H3V67L5 68H3L2 67ZM11 64H13L15 67H13ZM46 64V65H45ZM190 64V65H189ZM191 64H193V65H191ZM7 65H8V67H7ZM32 65H34V66H32ZM38 65V66H37ZM202 65V66H201ZM248 65V66H247ZM36 66H37V68H40V69H38L37 70V68H36ZM194 66V67H193ZM195 66L197 67L196 69H200V71L199 70H196L195 71ZM251 66V67H250ZM261 66H262V68H261ZM12 67V68H11ZM28 67V68H27ZM22 68V69H21ZM32 68V69H31ZM47 68H48V70H47ZM191 68H193L194 69V71H193V73L194 74H188V73H190L189 71H192V69ZM43 71H42V70ZM46 69V70H45ZM190 69V70H189ZM25 70V71H24ZM68 70H71V72L70 71H68ZM188 70V71H187ZM20 71H22V72H20ZM35 71V72H34ZM40 72V74H38L39 72ZM47 71V72H46ZM48 71H50L49 73H50V75H48L49 73H48ZM2 72V73H1ZM26 72V73H25ZM34 72V73H33ZM68 72V73H67ZM36 73H37V75H36ZM47 73V75H46V77H45V74ZM33 74V75H32ZM44 74V75H43ZM196 74V75H195ZM188 77H187V76ZM195 75V77H193ZM7 76V77H6ZM9 76V77H8ZM29 76V77H28ZM49 76V77H48ZM69 76V77H68ZM23 77V78H22ZM226 77V78H225ZM237 77V78H236ZM29 78V79H28ZM43 78H45V80L43 79ZM49 78V79H48ZM69 78V79H68ZM137 78H139V76L138 77H136V79L135 78H133V79H130V78H128V79H125V81L124 82H126L128 85H125V86H129V85H132L134 82H136V80H137ZM198 80H197V79ZM255 78H256V80H255ZM5 80V82H4V80ZM28 79V80H27ZM38 79V80H37ZM48 79V80H47ZM58 79V80H57ZM63 79V80H62ZM135 79V80H134ZM208 79V80H207ZM218 79V80H217ZM238 79H240V80H238ZM6 80H8V81H6ZM44 80V81H43ZM72 80V79H71ZM127 80V81H126ZM130 80V82H128ZM214 80V81H213ZM27 81V82H26ZM29 81V82H28ZM41 81V82H40ZM49 81V82H48ZM198 83H197V82ZM220 81V82H219ZM223 81V82H222ZM237 81V82H236ZM239 81V82H238ZM259 81V82H258ZM47 82H48V84H47ZM62 82V83H61ZM70 83H71V81H69ZM187 82V81H186ZM229 82V83H228ZM30 83V84H29ZM41 83V84H40ZM66 83V84H65ZM192 83V82H191ZM221 83H223V84H221ZM232 83H234L235 84V86H234V84H232ZM39 84V85H38ZM49 84H51V85H49ZM68 84V85H67ZM193 84V85H194ZM200 84V85H199ZM213 84H215V87H214V85ZM219 84H220V86H219ZM55 85V84H54ZM134 85V84H133ZM211 85V86H210ZM248 85V86H247ZM253 85V86H252ZM0 86V87H1ZM33 85H31L30 87H34ZM40 86V87H39ZM51 86V87H50ZM69 86V87H68ZM74 88H76V85L74 84ZM217 86V87H216ZM1 87V89H0V91H2V92H0V99H4L5 97H8L9 95H10V93H9V95L8 96H6L5 94L3 95L2 93H3V90L5 91V88H6V85H5V88H2ZM51 88V89H49V88ZM198 87V88H197ZM207 87H208V89H207ZM212 87H214V89L212 90V89H210V88H212ZM49 90H48V89ZM59 88V89H58ZM62 88V89H61ZM78 88V87H77ZM199 89H201V90H199ZM217 89V91H216V93H214L215 91L214 90H216ZM61 90V91H60ZM76 90V89H75ZM205 90V91H204ZM33 91H34V93H33ZM63 91V92H62ZM207 91H209V92H207ZM212 91H214V92H212ZM245 91H247V92H245ZM62 92V93H61ZM212 92V93H211ZM53 93V92H52ZM95 93V91H93V90H90L89 92H88V94H87V97H86V100H85V103L83 104V105H88V103L90 104V102L92 103L93 101V99L92 98H90V97H92V95ZM213 93H214V96H213ZM229 93V94H228ZM37 94V95H36ZM204 94H206V95H204ZM209 94V95H208ZM208 95V96H207ZM25 96H29V98L28 97H25ZM38 96H39V98H38ZM43 96V97H42ZM56 96V97H55ZM61 96V97H60ZM25 97V98H24ZM31 97V98H30ZM48 97H51V98H55V100L57 99L59 102H57V103H55V101H53L51 98L49 99ZM78 96H76V98H77ZM207 97V98H206ZM214 97V98H213ZM217 97V98H216ZM212 98H213V100H212ZM11 99V100H10ZM20 99V100H19ZM33 99V98H32ZM45 99H49V103L48 102H46L47 100H45ZM78 100H79V97L77 98ZM90 99V100H89ZM22 100V101H21ZM52 100V101H51ZM249 100V101H248ZM4 102H6L5 101V99L3 100ZM19 101H21L20 103H19ZM77 100H75L74 101V103L73 102H70L69 101V104L72 106V108H75L76 107V109L78 110H74V112L75 113H72V115L70 116V117H68L67 115V119L68 120H66V118L64 117L63 119V124H66L67 123V125H64L65 127H66V129L67 128H71V126H72V124L71 123H73V125H74V123H75V121L74 120H77L76 118H78V117H82L83 116V114H82V110L83 109H85L82 105H79L78 107L76 106L77 105V102H76ZM157 101H159V99L157 100ZM209 101V102H208ZM211 101V102H210ZM212 101H214V102H212ZM50 102H51V105H50ZM54 102V103H53ZM75 102H76V105H75ZM88 102V103H87ZM126 102V101H125ZM128 102V101H127ZM130 103H131V100L129 101ZM206 102V103H205ZM22 103V104H21ZM39 103H41V104H39ZM43 103V104H42ZM130 103H126V104H124L123 106H124V112H127L128 110L130 111V109H128L127 111H125V108H126V105L128 106V104L130 105ZM208 103V104H207ZM227 103V104H226ZM237 103V104H236ZM72 104H74V105H72ZM149 104V103H148ZM229 104H231L232 106H230ZM19 105V106H18ZM38 105H39V108H40V113H39V108H38ZM52 105H56L55 107H53ZM211 105V106H210ZM229 105V107H227ZM236 107H235V106ZM17 106V107H16ZM21 106V107H20ZM45 106V107H44ZM71 106H70V108H71ZM75 106V107H74ZM142 106H145V105H142ZM217 106V108L219 109L220 108V110L218 111V109L216 108L215 109V107ZM56 108V109H54L53 110V108ZM69 107V106H68ZM191 107V106H190ZM231 107V108H230ZM48 108V109H47ZM127 108H129V106L127 107ZM126 108V109H127ZM142 108V111L141 110H139V109H141ZM179 108V107H178ZM215 110H214V109ZM224 108V109H223ZM226 108H229V109H227L226 110ZM260 108V109H259ZM80 109V110H79ZM138 109V108H137ZM138 110H136V114L134 115L133 114V116L134 117H132V118H135V120L137 119V120H139L140 121V119H143V117L145 118V121L146 122H148L147 120H146V118H148L149 119V117H147V115L149 114V112H151V110H147V109H145V110H147V112L148 113H146V111L144 110V112L145 113H142L143 112V107H140ZM213 109V110H212ZM223 110V112H222V110ZM235 109V110H234ZM251 109V110H250ZM9 110V111H8ZM10 110L12 111V112H10ZM178 110V109H177ZM180 110H182V108H180ZM180 110H178V111H180ZM225 110V111H224ZM230 110H234V113L232 112V111H230ZM256 110V111H255ZM14 111H15V113H14ZM128 111V112H129ZM216 111V112H215ZM228 111H230L232 114H234V115H232V114H230V112H228ZM33 112H38L39 114V116H37V114L36 113H34L33 114ZM220 112H222L221 114H220ZM5 115H4V114ZM12 113V114H11ZM14 113V114H13ZM27 113H30V114H28L27 115ZM192 113V112H191ZM195 113V112H194ZM194 113H192L193 115H194ZM196 113H198V112H196ZM195 113V114H196ZM216 113V114H215ZM217 113H219V115L217 114ZM254 113V114H253ZM19 114V115H18ZM23 114H26V115H23ZM53 114V115H52ZM78 116H77V115ZM82 114V115H81ZM138 114L139 115H142L143 114V116H140V118H139V116H138ZM215 114V115H214ZM222 114H223V116H222ZM2 115V116H1ZM3 115L4 116H7V115H11L12 116V118H11V116H7V117H3ZM16 115V116H15ZM33 115H35V116H37L38 117V120L36 119V118H34V120L36 119V121H34L33 120V118H31V117H33ZM64 115V114H63ZM62 114L59 116V117H57V121H58V123L59 124H62V118H60L61 116H63ZM144 115H146V116H144ZM214 115V116H213ZM252 115V116H251ZM21 117V120L20 119H17L18 117ZM26 116V117H25ZM34 116V117H35ZM135 116H138V117H135ZM216 116V117H215ZM222 116V117H221ZM227 116H229V118L227 117ZM15 117H16V121H15ZM19 117V118H20ZM247 117H248V119L249 118H251V119H253L254 121H251V120H248L247 119ZM11 118V119H10ZM27 118V119H26ZM33 120V122H32V120ZM43 118V119H42ZM51 118H52V122H51ZM54 118V119H53ZM117 119H116V122H118L117 120H122L123 119V121L122 122H120V124L121 125H126V119L125 118H123V116H122V118H121V116L118 118V117H116ZM139 118V119H138ZM231 118V119H230ZM237 120L238 118V121H236L235 119ZM2 119H6L5 121L4 120H2ZM25 119H26V121H25ZM30 119V120H29ZM179 119H180V121H179ZM230 121H229V120ZM9 120H12L11 122L9 121ZM13 120L15 121L14 122V125H13ZM18 120H20V121H22L21 123H19L20 124V128H21V126H22V124L23 123H26V124H23L24 126L26 125V129H25V127L24 126H22L23 127V129H21L22 130V132L23 131H25V130H27L25 133L23 132V134L22 133H20L21 131H20V128L17 126L18 125V122H20V121H18ZM134 119H132V124L134 125V126H130V129H135V128H137L136 130H138V128H139V121L137 122V120H136V123L135 124H138V125H135L134 123H133V121H135ZM235 120V121H234ZM248 120V121H247ZM4 121V122H3ZM18 121V122H17ZM51 122V124H50V122ZM66 121H69V123L71 124H69L68 122H66ZM74 121V122H73ZM125 121V122H124ZM142 121V120H141ZM144 121V119H143V121L142 122H144V124H142V122H140V124L142 125V126H140L141 128H140V132H141V134H140V132H139V130L136 132L135 130V132L136 133H138V136L139 135H141L142 136V138H141V136H139V142H138V139L135 141L136 142V144H138L139 143V147L137 146L136 147V144L133 142V144L135 145H133V144H131L130 142V147H128V151L130 152L131 151V147H133L134 148V150H136L135 148H137V152L139 151L138 149H140L141 151V153L140 154H138L136 151H135V153H134V151H133V153H134V155L136 154V156H133V155H131L130 157H135L136 158V160H137V167H139V166H142L141 164H139V161H140V159L141 158H144L143 160H141L140 161V163H142V161H145L144 162V166H145V164H147V165H149L150 163H148L147 162V160L149 159V158H152V160L151 159H149L148 161L150 162L151 161V163H152V161L155 163V161L154 160H157V159H159L160 157H158L157 158V155L158 156H160V154H162L161 156H164V157H161L162 159H159L160 161H162L163 159V161H162V163L161 164H163L164 163V161L166 162V160L167 161H170L171 160V162H174L175 160L177 161L178 159H179V157L178 156H180L179 154H178V156L177 155H171L172 153V149L174 148L173 147V145H176V144H172V146L170 145V144H164V142H166V141H164L165 140V138L163 139V137H160L161 135L163 136V130L164 129H161V128H156V124H158V123H151L150 122V124H149V122L148 123H146ZM245 121V122H244ZM251 121V122H250ZM7 122V123H6ZM8 122H10V125H8L9 123ZM17 122V123H16ZM64 122H66V123H64ZM115 122V123H116ZM170 122V123H171ZM182 122V123H181ZM185 122V123H184ZM232 122V123H231ZM45 123H47V126L45 125ZM169 122L167 123V124H169L170 126H173V125H171ZM187 123V124H186ZM210 123V122H209ZM252 123V124H251ZM15 124H16V126H15ZM28 124V125H27ZM119 125V122L118 123H116L115 125ZM166 124V125H167ZM238 124V125H237ZM254 124H256L257 126H255ZM258 124H259V126L261 127V125H262V129L258 126ZM7 125V126H6ZM51 125V126H50ZM128 125V124H127ZM166 125H164L163 127H166ZM180 125H181V129H180ZM183 125H185V126H183ZM187 125V126H186ZM189 125V126H188ZM235 125V126H234ZM252 125V126H251ZM13 128H12V127ZM48 126H50V128L48 129V132H47V128H48ZM138 126V127H137ZM184 128H183V127ZM255 126V127H254ZM10 129H9V128ZM14 127H15V129H14ZM29 127V128H28ZM43 127H44V129H45V127H46V131H44V129H43ZM64 127V128H65ZM73 127V126H72ZM125 127V126H124ZM129 126H127L126 127V129L125 130H128V131H132V130H129V128H128ZM132 127V128H131ZM135 127V128H134ZM155 127V129H153ZM199 127L201 128V127H203V125H201V126H198V129H199ZM223 127V128H222ZM235 129H234V128ZM253 127V128H252ZM17 128H19L18 130H16ZM70 128L69 129H67L68 131L70 130ZM128 128V129H127ZM174 128V127H173ZM190 128V129H189ZM226 128V129H225ZM259 128H260V130H259ZM10 131H9V130ZM15 131H14V130ZM72 129V128H71ZM145 129H147V130H145ZM152 129V130H151ZM183 129V130H182ZM189 129V130H188ZM222 129H223V131H222ZM224 129H225V131H224ZM229 129V130H228ZM8 130V131H7ZM12 130V131H11ZM67 130H64L63 129V132H62V135L65 137V135L64 134H66L68 131ZM142 130V131H141ZM155 130V131H154ZM157 130V131H156ZM162 130V131H161ZM180 130V131H179ZM220 130L222 131V134H220V135H217V137H216V133H217V131H219L220 132ZM230 130H234V132L233 133H231L230 132ZM31 131V132H30ZM65 131H66V133H65ZM128 131H126V132H128ZM189 131H191V132H189ZM215 131V132H214ZM227 131V132H226ZM229 131V132H228ZM17 132H19L20 134H22V136L19 134V133H17ZM45 132H47V133H45ZM70 132V131H69ZM157 132V133H156ZM162 132V133H161ZM225 132H226V134H225ZM35 133V134H34ZM45 135H44V134ZM129 133V132H128ZM161 133V134H160ZM190 133V134H189ZM17 134H18V136H17ZM29 134V135H28ZM37 134V135H36ZM43 134V135H42ZM69 134V133H68ZM67 134V135H68ZM125 134V135H124ZM215 134V135H214ZM226 135V138L223 140V141H221V139L223 138L222 136H225ZM7 135V136H6ZM24 135V136H25ZM33 135V136H32ZM36 135V136H35ZM61 135V137L63 138V136ZM126 135H128V134H126L125 132L123 133V136L125 137L124 138V140L126 139ZM156 135V136H155ZM235 137H234V136ZM16 136V137H15ZM21 136V137H20ZM43 138H42V137ZM143 136H145V137H143ZM150 136V137H149ZM158 136L160 137V138H158ZM233 136V137H232ZM19 138L21 141H23V142H25L26 143V145L24 144V143H22L23 145V147L24 148H22V151H21V149H20V147H22L21 145L19 146V145H17V147L19 148V150H18V152H16L17 150L16 149H18L17 147H15V146H13V143H15V142H17V140H16V138ZM34 137V138H33ZM42 139H41V138ZM129 136H127V138H128ZM157 137V138H156ZM214 137V138H213ZM33 138V140H31ZM152 138V139H151ZM162 138V139H161ZM194 138H195V140H194ZM258 138V139H257ZM263 138V139H262ZM2 139V140H1ZM148 139H149V141L151 142V140L153 141V142H149V144H148ZM153 139H155V141L153 140ZM167 140H168V143L170 142L169 141V139L168 138H166ZM190 139H192V141L190 140ZM253 139V141L255 142V143H253L252 144V142L253 141H251ZM13 142H12V141ZM15 140V141H14ZM20 140H18V142H20ZM26 141H27V137H26V139H25ZM143 140V141H142ZM145 140V141H144ZM159 140V141H158ZM221 142H220V141ZM234 140V141H233ZM236 140V141H235ZM248 140V141H247ZM256 140V141H255ZM12 143H11V142ZM35 142V143H39V142ZM128 141V140H127ZM160 141H161V143H162V145H158V143H160ZM163 141V142H162ZM184 141V142H183ZM198 141V140H197ZM234 142V143H232V142ZM18 142H17V144H18ZM122 142V141H121ZM124 143H125V141H123ZM144 142H146L145 144H144ZM230 143V145L232 144V146L230 147V145H229V143ZM251 142V143H250ZM34 143V144H35ZM39 143V144H40ZM160 143V144H161ZM167 143V142H166ZM172 143V142H171ZM225 143V144H224ZM20 144V143H19ZM37 144H35V145H33L32 146V144L30 143V144H28V145H30V148L29 149H32V150H34L32 147H37L38 145ZM40 144V145H41ZM140 144H141V148H140ZM146 147H144L143 145ZM148 144V145H147ZM163 144L167 147V151H165L164 150V147H162L163 146ZM191 144V145H192ZM228 144V145H227ZM248 144V145H247ZM37 145V146H36ZM200 146V147H198V146ZM209 145H210V147H209ZM234 145V146H233ZM247 145V146H246ZM11 146V147H10ZM32 146V147H31ZM143 146V147H142ZM149 146H151V147H149ZM170 146V148H168ZM217 146V147H216ZM4 147V148H3ZM16 149H15V148ZM28 147V148H27ZM162 147V148H161ZM196 147H198V148H196ZM26 148V149H25ZM143 148H145V149H143ZM200 148V149H199ZM257 148V149H256ZM260 148V149H259ZM263 148V149H262ZM12 149V150H11ZM14 149V150H13ZM23 149H25V151L27 152L26 153V155L27 156H29L28 157V159L27 160H25L26 158H25V153H23V155H25V156H23L22 155V153L21 152H24V150ZM160 149H163L165 152H164V154L166 155V157H165V155L163 154V150L161 151ZM166 149V148H165ZM168 149H170V150H168ZM190 151H189V150ZM259 149V150H258ZM133 150V149H132ZM143 150V151H142ZM148 150V151H147ZM154 150V151H153ZM209 150V151H208ZM256 150V151H255ZM261 150H263V151H261ZM14 151V152H13ZM146 151V152H145ZM195 151H196V153L197 152H199V153H195ZM14 154H13V153ZM17 154H16V153ZM132 152V151H131ZM143 152H145V154L143 153ZM162 152V153H161ZM258 152H259V154H258ZM262 154H261V153ZM20 153H21V155H20ZM35 154V152H32L31 154H32V156H35L34 154ZM128 153V152H127ZM2 154V155H1ZM4 154V155H3ZM129 154V153H128ZM142 154H144V156H138V155H142ZM256 154V155H255ZM7 155V156H6ZM15 155V156H14ZM18 155H19V157H18ZM130 155V154H129ZM168 155H171L170 157L168 156ZM246 155V156H245ZM257 155H259V156H257ZM261 155V156H260ZM14 156V157H13ZM31 156V159H33L34 160V158ZM177 156V157H176ZM243 156H245V157H247V158H245V157H243ZM4 157H6V158H4ZM137 157L139 158L140 157V159H137ZM168 157V158H167ZM257 157V158H256ZM14 158H15V160H14ZM17 158H19V160H20V163H21V165L20 164H17V163H19V160H17ZM135 158H133V159H135ZM173 158V159H172ZM249 158V159H248ZM255 158V159H254ZM260 158V159H259ZM175 159V160H174ZM209 159V160H208ZM245 159H247V161L245 160ZM17 160V161H16ZM139 160V161H138ZM172 160H174V161H172ZM255 160V161H254ZM263 160V161H262ZM40 161H42V160H40ZM158 161L156 162V164L158 163ZM14 162H16V163H14ZM28 162H30L31 163V160L29 159L28 160ZM28 162L26 163V164H28ZM245 162H248V168H247V166H245L246 164H245ZM252 162V163H251ZM4 165H3V164ZM40 162H38V164H39ZM154 163H152V164H154ZM205 163H208V164H206V166L204 165ZM214 163V164H213ZM250 163H251V165H250ZM11 164V165H10ZM26 164H24V165H26ZM143 164V163H142ZM152 164L150 165V166H148V168L149 167H151L152 166ZM257 164V165H256ZM262 164V165H261ZM18 165V166H17ZM19 165L21 166V167H19ZM40 165H42V166H40V168H38V167H36L37 169L36 170H41L42 169V167L44 166V163L42 164V162H41V164ZM147 165H146V167H147ZM172 165V164H171ZM193 166V167H191V166ZM205 167H204V166ZM242 165V166H241ZM11 166V167H10ZM16 166V167H15ZM39 166V165H38ZM203 166V167H202ZM9 167V168H8ZM14 167H15V170H14ZM143 167V166H142ZM169 167L170 166H168V168H166V169H169ZM3 168V171L1 170ZM21 168V169H20ZM171 168H174V166H171ZM171 168H170V171L168 170V177H170V176H173V175H176L175 173H173V172H175V171H171ZM204 168H206V169H204ZM239 168V169H238ZM240 168H242V169H240ZM261 168V169H260ZM10 169V170H9ZM19 171L20 170V173L17 171V170ZM245 169V170H244ZM247 169V170H246ZM250 169V170H249ZM5 170H6V172H5ZM193 172H192V171ZM8 171V172H7ZM15 171V172H14ZM139 171V170H138ZM186 171V172H185ZM194 171H195V173H194ZM207 171V172H206ZM248 171H250V172H248ZM10 172V173H9ZM18 172V173H17ZM31 172V171H30ZM28 173V175L30 174H32V173ZM258 172V173H259ZM193 173V174H192ZM204 173V174H203ZM172 174V175H171ZM192 175V177H191V175ZM5 175V176H4ZM9 175V176H8ZM29 175V176H30ZM28 176V177H29ZM188 176V177H187ZM27 177V175H26V178H27V180H29V178H31V177H29L28 178ZM189 177H191V178H189ZM3 178V179H2ZM11 179V180H9V179ZM18 178V179H17ZM26 178H24V179H26ZM189 178V179H188ZM206 180H205V179ZM188 181H187V180ZM190 179H193V180H190ZM3 180V181H2ZM203 180V181H202ZM15 181V182H14ZM23 181V180H22ZM195 181V182H194ZM29 181H26V183H28ZM207 182V183H206ZM6 183V184H7ZM9 183H11L10 184V186H9ZM19 183V184H18ZM204 183V184H203ZM13 184V185H12ZM206 184V186H204ZM209 186H208V185ZM263 184V183H262ZM241 185V184H240ZM264 185V184H263ZM12 186V187H11ZM25 186V185H24ZM204 186V187H203ZM9 189H11V190H8V188ZM11 187V188H10ZM203 187V188H202ZM223 187H225V188H223ZM227 187V188H226ZM120 188V187H119ZM212 188V189H211ZM216 188V189H215ZM6 189L8 190V191H6ZM16 189L18 190V191H16ZM122 189V188H121ZM116 190V191H115ZM111 194L113 195V197H112V200L109 202L110 204L112 203V204H115L116 202H118L120 199H117L118 201H115V199L118 197V195H120V192H119V194H118V190L119 189H115ZM230 190V191H229ZM13 191H14V193L15 192H17L15 195L13 194ZM119 191H121V190H119ZM207 191V192H206ZM212 191V192H211ZM116 192V193H115ZM113 193H115V194H113ZM9 194V195H8ZM5 198H4V197ZM1 197H3V198H1ZM115 198V199H114ZM119 198V197H118ZM224 200H223V199ZM3 199V200H2ZM113 199H114V202H112L113 201ZM205 199V200H204ZM255 199V198H254ZM199 201V202H198ZM254 201V200H253ZM2 203V204H1ZM186 203H187V201H186ZM188 203H189V201H188ZM188 203H187V206H188ZM244 203H245V205L246 206H251L252 205V200H250V197L249 196H247L246 198H245V200H244ZM4 204H5V206H4ZM1 206H4L3 208L5 209V211L4 212H2L3 210V208L1 207ZM189 206H191V208H192V204H190L189 203ZM179 207V206H178ZM2 208V209H1ZM175 208V209H174ZM172 209V210H171ZM2 210V211H1ZM181 211V213H180V215H179V212H178V214L176 213V212H172V211ZM132 211H134V213L138 216V218L141 216L142 217V213H143V211H141L140 212V214H139V210L138 209H133ZM170 211L172 212V214L170 213ZM198 212V210H196V213ZM199 212H198V214H199ZM4 213V214H3ZM167 214V215H165V214ZM176 213V214H175ZM224 213L226 214V218L227 217H230L232 220H233V223H232V220L231 219H229V218H225V215H224ZM64 214V213H63ZM130 213L129 212H127V213H125V215H123V217H122V219H120L118 222H119V224H123L124 222L123 221H127L126 219H129L128 217L130 216L129 215ZM10 214H8V216H9ZM162 217H161V216ZM169 215V216H168ZM179 215V216H178ZM146 216V215H145ZM160 216V217H159ZM165 216L167 217V218H165ZM175 216V217H174ZM2 216H0V221H1V218H3ZM125 217H127V218H125ZM183 217H184V219H183ZM189 217V218H188ZM124 218V219H123ZM156 218H157V220H156ZM159 218V219H158ZM186 218L188 219V224H187V220H186ZM149 219V218H148ZM164 219V220H163ZM224 219V220H223ZM123 220V221H122ZM230 220V221H229ZM247 220V221H246ZM121 221H122V223H121ZM155 221H156V223H155ZM244 221V222H243ZM249 221V222H248ZM194 222V221H193ZM186 223V224H185ZM191 223V224H190ZM195 223H196V221H195ZM207 223H209L210 224V226H209V224H207ZM230 223V224H229ZM244 223V224H245ZM243 224V225H244ZM208 225V226H207ZM123 226V225H122ZM157 226V227H156ZM199 226V227H200ZM192 227V228H191ZM203 227H200V228H202L203 229ZM230 227V228H229ZM136 228V227H135ZM196 228H194V229H196ZM125 231H124V230ZM252 229V228H251ZM140 230V229H139ZM155 230V231H154ZM231 230V231H232ZM253 230V229H252ZM127 231V232H126ZM157 231V232H156ZM160 231V232H159ZM193 231V232H192ZM194 231H196V232H194ZM234 231V230H233ZM0 232H1V234H0V237H1V240L0 241H2V238L3 237H5L6 238V236H8L7 237V243L9 244V243H11V245L10 246H8L9 248H11V246H12V253H15L18 249V251H20L19 253H22L23 251H27V253H29V251H30V244L29 243H27V240L25 239L24 240V238H22V237H19V240L17 239V237H16V239H15V236L13 237L11 234H8L7 235V233H5L3 230H0ZM6 234V236H5V234ZM125 235H124V234ZM204 234V236H203V234ZM218 233H220V234H222L221 236H217L218 235ZM227 233V234H226ZM139 234V235H138ZM158 234V235H157ZM226 235V236H228L229 237V234H231V236H232V238H233V240H232V238H231V240L233 241V242H231L230 240H228V239H230V238H228V237H226V236H224V237H222L223 235ZM250 234H251V236H250ZM262 235V236H261ZM3 236V237H2ZM9 236L11 237V239L12 240H10V238H9ZM134 236H135V239H137L135 242L133 241V240H135L134 239ZM140 236H142V235H140ZM242 236V237H241ZM247 236H248V238H247ZM129 237V238H128ZM153 237H152V239H153ZM246 237V239H244ZM5 238H3V239H5ZM143 238H145V240H142ZM157 238V239H156ZM224 238V239H223ZM227 238V239H226ZM8 239H9V241H11V242H8ZM130 239H131V241H130ZM100 240H99V242H100ZM103 240L106 242V244L103 242ZM107 240V241H106ZM125 240V241H124ZM139 240V242H140V245H137L138 244V241ZM229 241V242H231V243H229V244H231V247H234V245L237 243L238 245H239V242L241 243V244H243L242 242H244V240L245 241H248L251 245V249H254L253 251L254 252H252V250L251 251H247V252H245V250H248V249H250V248H245V247H243L241 244H240V246H242L241 248L240 247H238V246H235V249L234 248H231V249H228V248H223V244H225L224 243V241ZM14 241H15V245H14ZM19 241V242H18ZM156 241V242H155ZM158 241V242H157ZM159 241H160V245H159ZM131 243V246H130V243ZM137 242V243H136ZM235 242V243H234ZM28 245H27V244ZM126 243V244H125ZM135 244V247H134V245H133V247L135 248L134 250H133V247H132V244ZM143 243V244H142ZM233 243H234V245H233ZM262 243V245H263V247L261 246V248H260V244ZM1 244L3 245V242L2 243H0V246H1ZM16 244H17V246H16ZM102 244V245H101ZM123 244V245H122ZM125 244V245H124ZM142 244V245H141ZM193 244V245H192ZM23 245V246H22ZM108 245V246H107ZM155 245H156V247H155ZM173 245V246H172ZM116 246V247H115ZM126 247V249H123V248H125ZM129 247V249H128V247ZM138 246H140L139 248H138ZM142 246H143V248H145V252H147V253H149V252H154V253H152V256L150 255V257H152V259L154 258V256H155V260H153V261H151V259H149L150 257H149V254H151V253H149V254H147V256H146V254H145V252L144 251H142ZM145 246V247H144ZM148 246H150V248L148 247ZM164 248H163V247ZM194 246V247H193ZM198 246V247H197ZM16 247V248H15ZM26 247V248H25ZM118 247V248H117ZM123 247V248H122ZM159 247H160V249H159ZM172 247V248H171ZM238 247V248H237ZM107 248V249H106ZM115 248V249H114ZM116 248H117V251H118V253H116L117 251H114V250H116ZM120 248V249H119ZM130 248H132V250L130 249ZM141 248V249H140ZM156 248H158L157 249V251H156ZM166 248H167V251L168 252H166ZM172 249V251L171 250H168V249ZM174 248H175V252H173L174 251ZM193 248H194V250H193ZM197 248V249H196ZM236 248H237V250H236ZM241 249V251L243 250L244 252H241V251H239L240 249ZM0 249H2V247L0 248ZM17 249V250H16ZM26 249H28V250H26ZM112 249V251H110ZM114 249V250H113ZM123 249V250H122ZM137 249H139V250H137ZM151 249V250H150ZM224 249V250H223ZM235 250V253L237 254H235L234 253V250ZM256 249H258V251L256 250ZM15 250V251H14ZM68 250H69V248H68ZM99 250H101V251H99ZM106 250H108V251H106ZM140 250H141V253H138V251L140 252ZM148 250V251H147ZM150 250V251H149ZM159 250V251H158ZM230 250H232V251H230ZM10 251V252H11ZM17 251V252H18ZM105 251V252H104ZM156 251V252H155ZM163 251V252H162ZM194 251V252H193ZM255 251H257L258 253H256ZM92 252V253H93ZM112 252V253H111ZM115 252V253H114ZM144 252V253H143ZM238 252V253H237ZM241 254H240V253ZM26 252H24V254H25ZM26 253V254H27ZM91 253V254H92ZM108 253H111L112 255L113 254H115V255H113L112 257H111V255L110 254H108ZM120 253V254H119ZM166 253V254H165ZM170 253H173V254H170ZM177 253V254H176ZM231 253H234V254H231ZM0 254H1V251H0ZM25 254V256H26V258L27 259H32L33 257L31 256L32 254H33V256L36 258V259H38V260H40V257H39V253H29V255L30 256H27ZM35 254H36V256H35ZM91 254H90V256H91ZM98 255V256H96V255ZM108 254V255H107ZM130 254V255H129ZM154 254V255H153ZM160 254V255H159ZM167 254H168V257L167 258H169V257H171L172 258V256H174L175 257V259L173 260V258L171 259V258H169L170 259V261L168 262V260L169 259H167L166 257H165V255L167 256ZM174 254H176V255H174ZM71 255H72V257L73 258H71ZM94 255H95V261H96V258L98 259L97 261L98 262H94V261H92V260H90V259H93L94 260ZM102 255V257L101 258H98L99 256H101ZM104 255V256H103ZM105 255H107V256H105ZM126 255V256H125ZM170 255V256H169ZM233 255V256H232ZM1 257H0V264H2V263H4L5 261L4 260H7L6 258H3L2 257V255H0ZM68 256V257H67ZM80 256H83L84 258V261H83V259H81V261H79V258H82V257H80ZM114 256L116 257V258H114ZM130 258H129V257ZM178 256V257H177ZM104 257L106 258V259H104ZM110 259H109V258ZM148 257V258H147ZM156 257H157V259H156ZM159 257V258H158ZM163 257V258H162ZM1 258H3L4 260V262H2V260H1ZM32 259V261H35L36 262V259ZM42 258V257H41ZM67 258L69 259V260H67ZM77 260H76V259ZM108 258V259H107ZM120 258V259H119ZM135 258V259H136ZM177 258L180 260H177ZM234 258V259H233ZM43 259V258H42ZM41 259V260H42ZM71 259V260H70ZM76 260V262L74 263V261ZM126 259V260H125ZM203 259V260H202ZM9 260L11 261V259L9 258ZM8 260V261H9ZM29 260H27V261H29ZM89 260H90V262H89ZM105 260H106V262H105ZM141 260V261H140ZM8 261H6L5 263H7ZM26 261V262H27ZM31 261V262H32ZM73 261V262H72ZM118 261H120V262H118ZM125 261V262H124ZM175 261H178V262H175ZM182 261L184 262V263H182ZM227 261H229V263L227 262ZM38 262V261H37ZM83 262V263H82ZM173 262V263H172ZM180 262V263H179ZM234 262V263H233ZM10 264H11V262H9ZM61 263H59V264H61ZM62 263V264H63ZM143 264H145L144 262H142ZM142 263H139V264H142ZM148 263H146V264H148ZM8 264V263H7ZM25 264H31V263H25ZM36 264V263H35ZM38 264V263H37ZM138 264V263H137ZM161 264H163V262L161 263Z\"/></svg>",
	"mask_w": 264,
	"mask_h": 264
}]
</instances>
